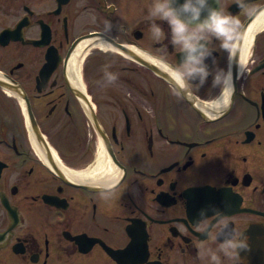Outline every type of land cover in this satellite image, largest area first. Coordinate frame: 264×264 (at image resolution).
Here are the masks:
<instances>
[{
	"label": "flooded vegetation",
	"instance_id": "af4514ba",
	"mask_svg": "<svg viewBox=\"0 0 264 264\" xmlns=\"http://www.w3.org/2000/svg\"><path fill=\"white\" fill-rule=\"evenodd\" d=\"M119 1L140 13L119 20ZM209 2L239 28L231 54L209 37L198 87L166 21L154 37V0H0V264H213L233 232L247 250L221 264H264V0ZM97 39L167 77L94 44L75 60Z\"/></svg>",
	"mask_w": 264,
	"mask_h": 264
},
{
	"label": "clouds",
	"instance_id": "9594fccd",
	"mask_svg": "<svg viewBox=\"0 0 264 264\" xmlns=\"http://www.w3.org/2000/svg\"><path fill=\"white\" fill-rule=\"evenodd\" d=\"M219 4V0H215ZM240 3V0H237ZM206 13V15H202ZM151 21V31L155 38L163 35L160 25L156 23V19L166 21L170 26L172 44L180 45L183 56L179 65L173 69L176 73V79L189 82L198 81V87L203 86L210 75V70L205 61L212 56L215 49L209 46V37H214L222 41L221 47L230 54L233 49L231 44L236 38L239 28V21L225 15L219 7H213L209 0H183V3H177L176 0H154L149 11ZM105 32L111 33L112 26L110 23L105 24ZM102 51L108 52L114 50L111 43L101 48ZM166 53V48L162 49ZM105 79L107 83L115 82L118 77L115 73L105 70ZM213 86L221 87V95L232 85L231 72L225 73L223 69L217 70L213 74ZM114 187V186H112ZM111 191V190H109ZM107 199L108 197H104ZM216 210L213 211L215 214ZM201 220L206 221L207 215L205 210H201ZM210 225L205 223L202 231L206 235H210ZM229 225L225 221L219 225L216 236H212L213 240L219 238L220 234L228 233ZM237 250H247V244L238 239L236 234L230 233L225 235L220 242L217 250L208 248L204 251L205 255L210 256L213 264H221L219 253H223L225 257H231Z\"/></svg>",
	"mask_w": 264,
	"mask_h": 264
},
{
	"label": "bare ground",
	"instance_id": "6f19581e",
	"mask_svg": "<svg viewBox=\"0 0 264 264\" xmlns=\"http://www.w3.org/2000/svg\"><path fill=\"white\" fill-rule=\"evenodd\" d=\"M110 42L108 40H104V39H97V40H84L82 43H80L78 45V47L75 50V54H73V57L78 58L80 55H84V53L86 52V48L90 45V44H94L95 46H99L100 48H102L103 46H105L106 44H109ZM112 45V44H111ZM113 49L112 51H118V52H122L123 54H125L126 56L130 57V55L126 54L123 51L118 50L114 45H112ZM132 52L137 55V56H141L142 58L148 60V61H154L149 55H147L145 52L141 51L140 49L136 48V47H132ZM88 52V51H87ZM151 61V62H152ZM155 62V61H154ZM102 168H104V170L106 169H111V165L107 164V166H103V164L101 165ZM107 167V168H106ZM100 168L98 167L95 172H99Z\"/></svg>",
	"mask_w": 264,
	"mask_h": 264
},
{
	"label": "rangeland",
	"instance_id": "374dc122",
	"mask_svg": "<svg viewBox=\"0 0 264 264\" xmlns=\"http://www.w3.org/2000/svg\"><path fill=\"white\" fill-rule=\"evenodd\" d=\"M119 2H120V11H119V14H118L119 20L131 19V18H133L134 16H136L137 14L140 13V7H139L138 3H135V5L129 6V5H125L121 1H119ZM96 51L100 53L101 49L100 50L96 49ZM96 70L101 72L102 71V67L100 66L98 69L96 68Z\"/></svg>",
	"mask_w": 264,
	"mask_h": 264
},
{
	"label": "water",
	"instance_id": "95a60500",
	"mask_svg": "<svg viewBox=\"0 0 264 264\" xmlns=\"http://www.w3.org/2000/svg\"><path fill=\"white\" fill-rule=\"evenodd\" d=\"M177 3H181V0H176ZM109 40V39H108ZM111 43L120 51L125 52L126 54L139 59L140 61H142V63H144L147 67L151 68L152 71L158 73L161 76H165V73L158 67L156 66L153 62H148L147 60H145L144 58H140L139 56L135 55L132 50L130 48H128L126 45L123 44H118L116 42L111 41Z\"/></svg>",
	"mask_w": 264,
	"mask_h": 264
}]
</instances>
